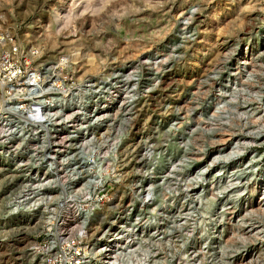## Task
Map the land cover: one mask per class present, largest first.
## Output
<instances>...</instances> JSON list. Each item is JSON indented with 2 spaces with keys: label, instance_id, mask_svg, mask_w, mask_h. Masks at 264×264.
<instances>
[{
  "label": "rangeland",
  "instance_id": "obj_1",
  "mask_svg": "<svg viewBox=\"0 0 264 264\" xmlns=\"http://www.w3.org/2000/svg\"><path fill=\"white\" fill-rule=\"evenodd\" d=\"M0 38L58 96L0 110V264L80 225L87 264H264V0H0Z\"/></svg>",
  "mask_w": 264,
  "mask_h": 264
},
{
  "label": "built area",
  "instance_id": "obj_2",
  "mask_svg": "<svg viewBox=\"0 0 264 264\" xmlns=\"http://www.w3.org/2000/svg\"><path fill=\"white\" fill-rule=\"evenodd\" d=\"M25 61V59H24ZM61 63H65V59H60ZM36 66L34 67H26L25 64L22 65L18 56H17V48L16 46H11V48L3 49L1 46V38H0V110H10L9 104L10 102L7 100V96L9 94H13L11 100L17 101L21 100L20 103L25 101H33V98L37 94V90H39V83H41L38 79L33 80L32 74L36 76ZM38 75V74H37ZM30 76V77H28ZM54 76V74H52ZM30 79L29 81L27 80ZM5 79L7 82H5ZM43 84V83H41ZM50 90L53 89L52 94H57L59 91H63L65 89V84L60 83L58 79H52L49 83ZM51 91H49L50 93ZM43 92L42 96L44 97ZM37 97V96H36ZM51 99V96H50ZM47 100V99H46ZM58 96H55L54 103L56 107H58ZM14 110H18L20 112H24L21 108H14ZM55 112V114H57ZM55 114H49L48 117ZM28 120L37 122L43 121L38 118L34 119L32 117H27ZM37 126V125H36ZM81 228L77 230L76 233L73 234H63L59 236L57 239L49 241L45 244V254L42 258V264H87V241L85 239L84 230Z\"/></svg>",
  "mask_w": 264,
  "mask_h": 264
},
{
  "label": "bare ground",
  "instance_id": "obj_3",
  "mask_svg": "<svg viewBox=\"0 0 264 264\" xmlns=\"http://www.w3.org/2000/svg\"><path fill=\"white\" fill-rule=\"evenodd\" d=\"M249 8H251L250 3L247 2L246 5L244 6V9L246 10V9H249ZM1 42H2V40H1ZM1 46L5 50L9 48L7 43H5V42L1 43ZM30 57L31 56H28V58H30ZM26 59H27V57L25 58V60ZM60 59H64V58L60 57L59 61L57 63H60ZM32 75H33V77H32L33 80H35V78H36V80L38 79L40 81V76L37 75V72H36V76H35V74H32ZM28 77H30V76H28ZM28 77H27V80L29 81L30 79H28ZM5 82H7L6 79H5ZM37 83L39 84V90L36 91L37 94L33 98L32 102L31 101H25V102L20 103L21 100L12 101L11 98H12L13 94H9L7 96V100L10 102V104H9L10 108H13V109L14 108H21V110L24 111L23 113H24V117L26 119H27V117H32L34 119L38 118L39 120H44L47 116H49V114H55V112H56V107H55V104L53 102L55 96H51V99L49 98V99L46 100L42 96L43 92L45 91L46 86L41 84V83H39V82H37ZM36 125H38V124H36ZM259 180H261V179H259ZM115 240H117V239H115ZM105 242H103V243H105ZM31 243L33 244V242H31ZM109 243H107V244H99L98 247H99L101 258H100V261H98L97 263H93V264H111L114 261V257H113V254H112V246ZM33 248H34V246L32 245L31 249H33Z\"/></svg>",
  "mask_w": 264,
  "mask_h": 264
}]
</instances>
